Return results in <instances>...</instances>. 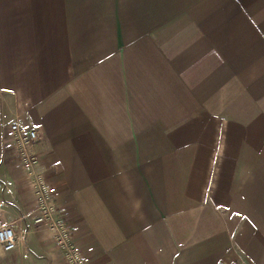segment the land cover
<instances>
[{"label": "crops", "instance_id": "0c3cea01", "mask_svg": "<svg viewBox=\"0 0 264 264\" xmlns=\"http://www.w3.org/2000/svg\"><path fill=\"white\" fill-rule=\"evenodd\" d=\"M11 121L89 264H264V0H0V264H65Z\"/></svg>", "mask_w": 264, "mask_h": 264}, {"label": "built area", "instance_id": "2783aa9c", "mask_svg": "<svg viewBox=\"0 0 264 264\" xmlns=\"http://www.w3.org/2000/svg\"><path fill=\"white\" fill-rule=\"evenodd\" d=\"M11 135L10 148L19 167L25 173L35 199V225L48 229L52 241L61 252L65 264H89L75 245L68 223L60 214L54 201L55 186L40 171L35 169L37 156L33 146L42 137V129L11 121L8 124ZM17 234L9 222L0 220V248L10 250L15 246ZM231 264H242L234 261Z\"/></svg>", "mask_w": 264, "mask_h": 264}]
</instances>
